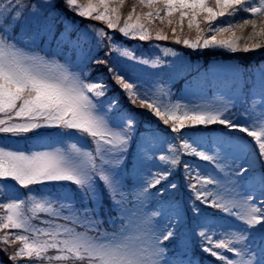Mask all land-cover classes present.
<instances>
[{
	"label": "snow or ice",
	"instance_id": "6c2138e0",
	"mask_svg": "<svg viewBox=\"0 0 264 264\" xmlns=\"http://www.w3.org/2000/svg\"><path fill=\"white\" fill-rule=\"evenodd\" d=\"M60 3L101 23L69 21L56 0H0L6 260L264 264V62L247 77L234 67L212 99L207 74L176 96L180 53L125 43L264 50V0ZM93 65L107 75L92 76Z\"/></svg>",
	"mask_w": 264,
	"mask_h": 264
},
{
	"label": "rangeland",
	"instance_id": "374dc122",
	"mask_svg": "<svg viewBox=\"0 0 264 264\" xmlns=\"http://www.w3.org/2000/svg\"><path fill=\"white\" fill-rule=\"evenodd\" d=\"M57 1V0H56ZM123 37L119 36L117 34V39ZM126 43H132L136 44L137 47H139L142 42L139 41V43H136V41L133 40H125ZM146 43H151V42H146ZM157 43V42H156ZM161 47H168V44L166 42H158ZM166 46H165V45ZM178 47V46H177ZM180 47V46H179ZM174 48L177 52L180 53V55L183 57V62L178 63L176 68L177 71L172 73V81H171V90L173 93L177 94L178 96H181L185 93V91H181V93H178L179 85H176V90L173 89L175 80L180 76L184 80L185 88H187L189 82H191L187 77H183L184 74H191L192 76L194 75L196 78L202 79L205 74H207V79H210L211 81H217L219 84H227L231 79H232V69L234 67L238 66V62L240 60H237L235 56H225L218 51H215V53H210V57H208V53L204 51V53L199 52L197 53L196 51H189L186 49H179V48ZM165 59L167 60H172V57H166ZM247 61L246 59H242ZM227 90L224 91H219V90H214L213 92H203V95L208 98L212 99L215 95L221 92H226ZM189 99H195V97H189ZM3 134H0L2 136ZM203 163V162H200ZM107 199V198H106ZM104 206L101 205L100 207V215L101 217H105L104 215L108 212V200H104ZM105 210V212H103ZM104 213V215H103ZM106 218V217H105ZM0 256L3 257L5 260L6 258L4 257V254L0 252ZM205 259L206 256H202ZM1 262V260H0ZM6 262H8L6 260ZM10 264V262L8 263Z\"/></svg>",
	"mask_w": 264,
	"mask_h": 264
},
{
	"label": "trees",
	"instance_id": "16d2710c",
	"mask_svg": "<svg viewBox=\"0 0 264 264\" xmlns=\"http://www.w3.org/2000/svg\"><path fill=\"white\" fill-rule=\"evenodd\" d=\"M81 2H84V0H81ZM56 3H57V8L61 10V13L63 15H66V17H67V19L69 21H73L76 24H80V25H83L84 23H92V24H100L101 23V22H97V21H86L84 18H81V17L77 16L75 13H72V12H69V11L63 9V6L60 3V0H57ZM224 19H227V18L226 17H218L217 18V22H219L220 20H224ZM55 24H56L57 30H60L63 27V24L60 23V18L59 17L55 18ZM118 39H122V38H118ZM156 42L158 43V42H161V41H152L151 43L142 42L141 45L148 44V45L151 46V45H154ZM162 42H166L168 44V47H175V48H179V49H183L184 48V49H187L189 51H193V52L196 51L197 53H199V52L204 53V51H206L208 53V57H210V55H211L210 53H213V52L215 53V51H218L219 53H221V54H223L225 56L226 55L227 56H235V58L237 60H240L238 62V66L237 67L246 70L244 72V76L245 77H247L250 74V72L247 71V70L254 69L261 62H264V50H256L255 52H249V53H243V52L231 53V52H227L226 50L219 49V48L193 50V49H188V48H186L183 45H177V44L173 43L172 41H162ZM136 43H139V41H136ZM127 44L129 46L137 47L136 44H133V45H132V43H127ZM53 47H55V41H53ZM148 50L149 49H145V51H148ZM242 59H246L247 61L242 60ZM98 72L100 74H102V75H107L105 70H104V68H103V66H95V65H93L92 66L91 75L92 76H96L98 74ZM187 76L189 77V80L191 82H194L195 80L199 79V78H196L194 75L192 76L191 74H188ZM207 81H208L207 85L203 88L205 90L207 89V91L208 90L209 91H214V90H222V91H224V90H227V88L225 86L226 84H219L217 81H216L215 84H213L214 81H211L210 79H207ZM111 83H112V87L110 88L108 95H112V94H117L118 95L117 86L114 85V82H111ZM175 95L178 96L177 94H175ZM119 99H120L121 103L125 105V107L129 106L127 104V101H126L125 97L119 96ZM136 111L137 112H141L143 110L142 109H136ZM145 127H147V124L146 123L142 124L141 130H143ZM211 127H217V126H211ZM182 159H193V158H191V157H182ZM177 179L179 180L180 177L177 176ZM199 259H203V257L201 256V257H199ZM209 259H214V258L207 257V259H204V261L205 260H209ZM0 260H1L0 264H8L9 263V262H6V260L3 257H1V256H0ZM205 264H208V261L207 262L205 261Z\"/></svg>",
	"mask_w": 264,
	"mask_h": 264
}]
</instances>
